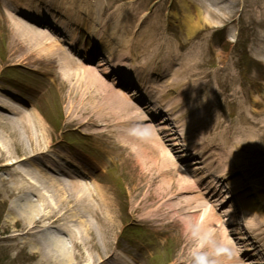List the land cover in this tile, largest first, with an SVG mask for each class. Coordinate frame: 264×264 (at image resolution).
<instances>
[{"label": "bare ground", "instance_id": "6f19581e", "mask_svg": "<svg viewBox=\"0 0 264 264\" xmlns=\"http://www.w3.org/2000/svg\"><path fill=\"white\" fill-rule=\"evenodd\" d=\"M190 9L191 11L193 10L192 7H190ZM190 15L191 14L188 12L185 13L187 23ZM217 15L219 17L226 16L224 12ZM190 18L192 25L189 26L191 28H193V26H201V23L196 19L194 14H192ZM25 29L33 33V30L29 28L16 25V31L19 33L16 37L20 36ZM37 33V38H41L40 41L42 42L38 44L22 42L20 43V46L25 47L28 51L27 60L30 63L37 64L44 59L50 70L59 67L62 70L63 76L70 78L73 86L75 85L72 88L73 90L70 91V94L74 95L73 98H71V104H69V119H72L69 120L70 123H76V125L85 128L94 126L96 123H104L105 127L114 128L112 134L116 139L120 140L124 134H133L131 137H128L127 141H129L130 144H135L133 142L134 137L138 140L140 146V148L136 150V155L139 160V162H137L138 166L140 165L145 172L148 170V167V171L151 173H149V176L147 177H144V174H140L141 180L139 181L134 180L136 179V176L131 177L133 178L130 180V183H133L131 184V189L134 193V199H131V202L134 203L132 211L141 212L146 208V203L148 201L156 200L157 202L153 201V204L160 207L151 214L150 219L158 226H162V221L168 217V212H162L163 208L168 207L169 209V206L171 205L170 208H174L175 213L178 212V209L181 211L180 208L184 209V207L181 204L182 199L178 198H186L183 194H186L187 192H198L200 195L203 189L208 190L211 188H217L218 191L214 195L216 201H220V199L225 196L222 189L223 183L216 187L214 185V180L219 178L224 183L231 182L232 180L228 181V179L226 180L224 177L225 175H228V170L231 164L224 162L223 165H221L220 169L227 166L223 172V176L220 174L218 166L215 169L216 171L208 168L204 173L205 177L203 179V184H206L207 186L203 189L195 188L189 179L182 177L178 173V170L174 168L175 165L166 150L161 149L164 148L162 146L161 137L159 139L149 137L147 133L139 129L134 132L129 130H135V128H120L119 126H121L126 119L134 118L132 111L129 110L128 107L120 106L119 103L116 106V109L124 110H110L106 103L107 99H110L111 95L114 93H111V95L107 93L106 98L103 93H101L103 84L98 82L96 78H91L93 73L89 75L88 73L90 72L88 69L81 70L79 67L75 68L71 62H61L62 56L64 55L66 57L63 49L55 43H52L48 34ZM18 49L17 46L15 55L20 56ZM262 57L264 58V54H262ZM60 64L63 66V69ZM96 98H100L101 100L95 101L94 99ZM0 106L8 107L6 103L1 101ZM97 108H99L98 111L100 110L101 113L97 111ZM165 108L164 112L167 114L170 110H168L167 107ZM33 117H35V114H25L22 115V118L20 119L7 121L0 117V122L6 121L4 126L8 125L11 129H15L18 126L19 121V125L21 124L22 128L24 127V131L21 132L23 133L22 138L25 139L26 134L28 137L34 136V130H36L38 124L37 120L39 119ZM161 124L165 125L163 128H167V123L163 120H161ZM21 126H19V128ZM40 126L44 128V126ZM45 132L47 134V131ZM202 132H204V130ZM12 135L13 134H10V136ZM102 141L106 144L113 143L109 138ZM0 143L2 146H5V148L7 147V144L1 139ZM175 144H183V142ZM52 146V143H48L46 148L36 147L31 151L32 153H35L34 155H25L16 159L8 158L7 160L1 158L3 164L0 166V170H5L8 177L0 176V180L5 186L10 183L9 188H12V190L17 193L18 198L16 201L17 204H12V209L10 210L11 216L9 217L13 224L11 227L14 234L8 237H6V235L1 236L0 240L14 242V244H12L13 247H15L16 244L18 246L21 245L22 249L30 247L33 256L35 254L40 256L39 264H79L80 262H84V264H126L127 259L123 255H119L118 253L115 254L114 247L108 249L109 245H103L105 237L109 232V226H111L110 231L115 230L120 217V215L116 213V208L111 195L106 191H98L94 194L91 189L92 187L89 185L79 183L75 180L65 181L58 175H53L51 169H55L59 172L62 171L65 175H68L69 172L65 170L66 164L64 160H69L70 158L75 159V157L71 156V154L67 157H62L63 154H58L56 159L51 155L44 158L45 150ZM6 150L9 154L12 152L9 147H7ZM140 150L144 152V156L139 154ZM185 151L186 152L181 153L183 154V158L189 157V155H191L189 153H195L194 149H188ZM31 152L29 154H31ZM0 154L4 155L5 152L0 150ZM222 159L223 157L221 156V160H219L223 161ZM46 160H49L46 162V166L48 167H44L46 172L45 174H41L38 168L41 167L40 164ZM158 163L160 166L164 165L161 167L160 174H163V172L167 170L166 173L172 175V179L168 180V182L170 181L169 184L164 182L167 181V179L164 181L162 179L156 180L158 179V175L156 174V171H158ZM202 163L194 160L191 162V166L196 167L194 170L207 168L202 166ZM37 166L39 167L37 168ZM215 183L216 185L218 184L217 182ZM240 185L241 184L238 183L237 186ZM26 193H34L38 196V199L33 200ZM94 195L96 200L92 201ZM171 195L173 196V199H175V203H171ZM138 196L143 199L138 206H136L137 201L135 200H138ZM191 199H187L186 209L204 211L206 218L200 225L205 228L210 226L212 215L211 212L207 213L209 209H203L205 205H203L202 201L197 200L198 196ZM207 205L209 204L207 203ZM91 207L95 208V212L92 211L94 213H90ZM257 209L258 208H254L253 206L251 209L249 208V212L254 214V225L257 228L255 231H260L262 229L261 227L264 225V220L258 215L255 216V213L259 212ZM187 215H190L189 212H187ZM195 217L196 216H194V218ZM139 221L141 220L139 219ZM16 223H20V229L17 228L15 225ZM183 223L185 231L192 232L191 220H183ZM97 226H99L100 232L98 241L97 238H95V230L97 229ZM11 227H8L7 230H10ZM262 232L264 234V229ZM108 237L110 238L109 235ZM100 242H102L101 245ZM227 242L230 244L229 247L234 252L238 251L237 245L233 242ZM100 246L102 248H100ZM99 254H102V256L100 257ZM111 257H116L112 263L108 261ZM233 264H244V261L233 257Z\"/></svg>", "mask_w": 264, "mask_h": 264}, {"label": "rangeland", "instance_id": "374dc122", "mask_svg": "<svg viewBox=\"0 0 264 264\" xmlns=\"http://www.w3.org/2000/svg\"><path fill=\"white\" fill-rule=\"evenodd\" d=\"M63 3L62 5H66L69 7L72 11L76 12V7H78L81 11H87V16H85L87 19L91 15V19H96V15L98 14L95 10L96 2L103 1V0H61ZM106 2V0H104ZM132 1V0H129ZM164 1L167 6L172 8H177V4L179 3V0H156ZM224 6L226 8L224 10H221L220 12L225 13V17H219L217 14L220 12H208L204 13V19L203 22L206 26H222L223 23L230 25V31L226 33L224 32V35H228L231 38H234L233 40H237L236 44V54L240 51H242V57L244 61L246 62L247 68L244 70L243 73V79L240 81V85L235 86H228L224 85L217 77V69L221 66V62L219 61H197V64L201 70L210 72L211 76L206 78V80H202L199 82H195L192 78L183 80V83H178L176 78L175 80L170 84L171 87H174L178 89L181 94L178 96L179 101L182 102V104L187 102L186 104L190 106H201L204 105L210 112L211 117L209 118L208 122H206L207 127L212 130L213 136H216L219 141H222L225 137V132H231L234 131V133L238 132L237 134V144L240 146H247L252 141L251 148H246V152L243 151V154L246 156H249V154H257L260 157L264 158V65L258 64L252 59H246V56L244 55L246 47L249 45L250 48H256L255 43L257 42L258 38L264 39V0H238L239 6L232 10V0H225ZM135 3L129 4V9H134ZM105 7V4L103 8ZM212 7V6H211ZM209 8L214 10L213 7ZM102 8V9H103ZM221 7L217 8L220 9ZM105 9V8H104ZM211 10V11H212ZM104 11V10H103ZM89 13V14H88ZM104 13V12H103ZM234 13V14H232ZM107 15V13H106ZM120 18H124V10H121L116 17L112 16L109 20V27H115L116 21H119ZM20 21V20H19ZM100 21H105V14H102V17ZM145 21V20H144ZM22 22V21H21ZM24 23V22H23ZM234 23V25H233ZM26 24V23H25ZM23 25V24H22ZM28 25V24H27ZM26 25V26H27ZM146 28L150 32H155L156 30L152 29L149 25V22L145 23ZM20 26V25H17ZM26 26H23L26 28ZM29 26V25H28ZM27 26V27H28ZM144 26V23L142 24ZM91 28V27H90ZM22 31V30H21ZM121 29H117V33L114 34L116 38H121L122 40L127 39L122 34H120ZM140 30L138 27L135 28V32H139ZM19 33L16 31V24L15 21H11L10 18L5 17L0 14V47L5 53V57H8L7 59V65H12L11 63H17L16 59H14V53L18 51L19 55L22 58H25L28 56V51L25 47L20 46V43H29V44H38L42 41L41 38H37V33H32L31 31H27V29L23 30L20 36L16 37ZM108 37V35H107ZM254 38H257L256 40ZM39 39V40H38ZM161 43H164L163 41H160ZM3 43V45H2ZM129 44V42H127ZM230 44V43H229ZM166 45V44H165ZM150 46V45H149ZM231 45H229L230 48ZM162 49H166L165 52H170L169 46H160ZM232 48V47H231ZM148 51L151 52L152 49L147 47ZM126 49H124L125 53ZM155 53V51L153 52ZM174 53V52H171ZM160 57H162V54H158ZM20 59L23 63L21 64V68L18 65L15 66H6L7 69L4 71L2 78H7V76L10 73V70H14L17 73H15L17 76L21 75L23 76L21 80H27V76L29 70H32L33 68H37L36 65L29 64L28 60L26 59ZM1 61V60H0ZM253 61V62H252ZM2 62V61H1ZM0 64L2 65V63ZM144 66L146 64H143ZM262 66V67H261ZM217 68V69H216ZM3 69V66L0 68V72ZM165 67H163L161 70H164ZM211 69V70H210ZM21 70V73L19 72ZM235 70V68H234ZM205 74L202 75L204 77ZM96 77V76H95ZM101 78V77H100ZM102 79V78H101ZM222 79V77H220ZM56 80V79H55ZM100 80V79H97ZM100 82V81H98ZM102 82V81H101ZM53 83V82H52ZM56 86L54 85H47V83H44V90H45V100L42 101L40 107L38 110L40 111L42 116V119L38 121V124L36 126V130L33 137H28L26 134L25 139L22 138L23 133L21 131H24V127L22 128L21 124L16 128L18 129H11L8 127V125L4 126L6 121L0 122V139L7 144V147L11 149V153L9 154L5 148V146H2L0 143V150L5 152L4 155L0 154V166L3 164V161L1 158L7 160L8 158L16 159L25 155H34L35 153H32L31 151L36 147L46 148L48 143H52V139L50 138V133L52 132L53 137L58 134L60 131L59 129H65L68 128L73 133L81 132V129L76 127L75 124H71L69 120V114H70V108L69 104H71V98H73L74 95L70 94V91H72L73 83H63L61 84V81L56 80L54 81ZM247 86L251 89L255 90L254 96L258 98L259 104H256V106L251 108L250 104H247L248 110V121L246 123L245 130L243 132V135L240 132V128L242 127V124L245 123L244 118L241 115H238L239 111L242 110V107H238L237 104L233 101L231 97H229L230 94H233L235 96H241L243 94V90L247 88ZM104 88V86H102ZM107 89L104 88L101 93L107 98V95L105 92ZM118 97L115 95L114 97L111 96L110 99H107V105L108 108L112 111H119L116 109V106L118 105ZM95 101H100V98L94 99ZM99 108H97L98 111ZM245 110V111H246ZM244 111V112H245ZM99 113L100 110L98 111ZM243 112V113H244ZM256 112H262L260 114H256ZM242 113V114H243ZM6 117L11 116L10 113H4ZM38 114L35 113L36 118ZM39 117V116H38ZM40 118V117H39ZM8 119V118H6ZM20 119V118H19ZM17 120V119H16ZM44 126L42 128L40 125ZM67 127H66V125ZM62 125V126H61ZM19 126H21L19 128ZM52 127V128H51ZM82 128V127H81ZM75 129V130H74ZM47 131V134L46 132ZM101 132V130L94 129L91 130L90 133L97 134ZM221 134L223 138L219 137L217 134ZM10 134H13L10 136ZM48 138L50 140H48ZM48 140V141H47ZM77 141H80L79 137L76 138ZM54 142L56 140L53 139ZM14 146V147H13ZM236 147V148H237ZM40 148V149H41ZM238 149V148H237ZM31 152V154H29ZM241 152L240 149L236 152L237 155H239ZM256 163H263L264 159L262 160H256ZM119 163H116L118 165ZM124 164V165H122ZM123 168H125V171L122 172V177H120L117 184L114 186L117 188V192H114L116 197L118 198V202L120 206L125 208L127 210V213L130 212L129 207L131 208V204H134L131 202V197L133 194L129 193V186H127L128 181L130 179L131 175L140 174L138 169L135 168L133 165L127 166L125 162H122ZM120 165V166H121ZM158 171H156V174L162 179L163 181L167 179V184L169 179H172L170 173H166V171L163 172V174H160L161 167L159 163L157 164ZM141 173L144 174V177L149 176V173H151L149 168L147 167V171H143L141 166H138ZM154 167V165H153ZM127 171L131 175H127ZM120 173V170L118 171ZM179 173V172H178ZM254 173V172H253ZM251 178L254 181V188L251 192H257L258 189L261 187L264 188V173L260 176H254ZM110 175V174H109ZM124 175V176H123ZM0 176L8 177V174L5 170H0ZM6 179V178H5ZM114 179V176L111 177V180ZM138 181V180H136ZM263 181V183H262ZM103 182V181H102ZM106 182V181H105ZM10 184V183H9ZM9 184H6L1 182L0 180V239L1 236H11L14 234L12 232V222L9 219L10 210L12 209V204H17V193L12 190V188H9ZM119 189V190H118ZM28 194V193H27ZM137 195V193H136ZM144 195V193H143ZM142 195V196H143ZM264 195V192H260V198ZM264 198V197H262ZM142 199V197H141ZM139 201V200H138ZM259 203H264V201H259ZM260 205V204H259ZM171 206V205H170ZM171 213H174V208H170ZM133 208V207H132ZM156 208V206L152 208H148L145 213L150 212L152 209ZM95 208H90V213H94ZM258 211L260 212L259 215L261 219H264V205L258 207ZM126 213V211H125ZM176 213L171 214L169 218L165 221H167V226L165 227L164 231L162 233H158L154 227H152V222L149 219V216L143 223L134 224L129 220V217L127 218L125 215L122 216V219L120 218L117 224V227L115 230L110 231L111 226H109V232L108 235L105 237V241L103 245H109L108 249L115 247V244L117 241L121 245L126 240H132L129 236L133 231L137 230V227H145L148 229V234L146 232L143 233V236H147L149 240H152L155 244L158 243H165L164 245L167 250L164 251V254L162 255L163 264H192V257H191V250L196 246L198 242L197 236H194L193 233L197 231V228L204 230V229H210L214 238L217 240H222L226 245L230 246V243L233 242V236L229 237L228 231L221 230L223 227H220L218 224H221L219 222V218L212 213L211 216V225L205 227H201L199 224V221L203 222L205 219V215L200 214L198 218L191 217V227L192 232H181V223L179 222L177 217L175 216ZM175 216V217H174ZM203 220V221H202ZM164 221V222H165ZM177 225H174V223ZM200 222V223H201ZM17 228L20 229V223L15 224ZM106 225V224H105ZM107 226V225H106ZM137 226V227H136ZM8 227H11L10 230H7ZM15 227V226H14ZM185 230V229H184ZM108 231V230H107ZM95 235L97 238V241L99 240V226H97V229L95 230ZM202 235V231L200 233ZM225 235V236H223ZM109 239H108V238ZM178 237V238H177ZM3 238V237H2ZM16 243V242H15ZM14 242H9L7 240H0V264H39L40 256L35 254L34 256L31 253L30 247H26L25 249L21 248V245H17L15 247L12 246ZM102 242H100V245ZM176 244V245H175ZM100 248H102L100 246ZM232 250V249H231ZM233 252V250H232ZM160 255V250L156 251L154 256ZM101 257L102 254H99ZM221 259H225L222 257ZM158 260V257H156L155 260H153L150 264H156ZM79 264H84V262H80ZM149 264V263H148Z\"/></svg>", "mask_w": 264, "mask_h": 264}, {"label": "clouds", "instance_id": "9594fccd", "mask_svg": "<svg viewBox=\"0 0 264 264\" xmlns=\"http://www.w3.org/2000/svg\"><path fill=\"white\" fill-rule=\"evenodd\" d=\"M193 235L197 236L198 242L191 250L192 264H225L222 257L231 259V248L222 240L215 239L210 229L197 228Z\"/></svg>", "mask_w": 264, "mask_h": 264}]
</instances>
